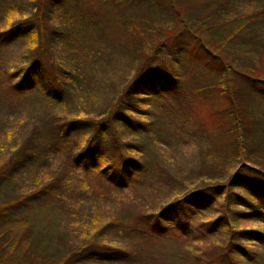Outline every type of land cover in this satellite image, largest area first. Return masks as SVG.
Returning <instances> with one entry per match:
<instances>
[{
    "label": "rangeland",
    "instance_id": "374dc122",
    "mask_svg": "<svg viewBox=\"0 0 264 264\" xmlns=\"http://www.w3.org/2000/svg\"><path fill=\"white\" fill-rule=\"evenodd\" d=\"M40 2L0 0V172L8 166L0 206L51 184L49 196L24 200L9 224L0 222L1 232L25 220L14 247L20 263L264 264V243L246 237L236 248L228 228L211 232L223 196L199 216L173 204L201 185L228 183L243 162L264 171V84L246 78L264 83V0H44L37 13ZM9 20L25 24L10 31ZM31 29L45 38L47 55L34 48ZM200 45L221 55L209 70ZM38 55L48 64L36 65ZM54 72L68 90L52 98ZM171 72L178 78L166 92ZM137 76L155 77L137 97L147 131L124 136L115 123L123 141L139 146L129 151L132 169L113 160L114 131L106 128L98 153L76 158L90 134L60 138L61 124L108 118ZM235 116L242 152L232 142ZM150 215L175 236L151 232ZM233 225L264 234L258 219ZM87 245L94 252L82 256Z\"/></svg>",
    "mask_w": 264,
    "mask_h": 264
},
{
    "label": "trees",
    "instance_id": "16d2710c",
    "mask_svg": "<svg viewBox=\"0 0 264 264\" xmlns=\"http://www.w3.org/2000/svg\"><path fill=\"white\" fill-rule=\"evenodd\" d=\"M44 0H41L40 2V9L38 10L37 13H40L42 9ZM43 12V10H42ZM39 17H42V15L37 14ZM10 24L9 28L10 31H14L16 29H19L23 23H17L15 21H8ZM25 24V23H24ZM247 27H243L242 30H246ZM8 31V32H10ZM30 35L33 36L32 43L34 45V48H37V52H44L47 55V52L45 51L46 43H45V38L40 37L39 33L36 30L30 31ZM185 45L184 42L182 43L181 50L179 53L181 56H184V53H187L184 49ZM198 49H200L201 52V59H204L206 61L202 62L203 67L209 68L211 67V62H215L216 60L221 59V55L219 53H214L212 50H210L206 46L200 45L198 46ZM43 56L38 55L35 59V63L37 65V61L39 64L41 62H46L44 59H42ZM150 62V60L146 61ZM219 62V61H218ZM47 63V62H46ZM48 64V63H47ZM43 66V63L40 65V67ZM146 65L143 66V68ZM221 62L217 63L214 67L215 74H218V71L220 68L224 67ZM49 68H51L49 66ZM52 70V68H51ZM53 75L50 78V84L52 85L54 90L53 97H60L64 96V94L67 92V88L65 85L67 84L66 81H61L60 80V75L57 72L52 73ZM171 78L169 81L166 82L164 80V87L161 90H164L166 92H169L170 90H173L175 88V84L177 82V75L173 72H171ZM50 77V75H49ZM246 77V76H245ZM247 79H250V81H258L261 84V81H259L255 77L248 76L246 77ZM70 82H76L74 77L69 78ZM150 82H149V81ZM155 80V77H139L137 76L134 81L132 82V85H129V88L124 90L122 93V97L118 102L116 103L115 107L116 110L112 113L111 116L108 118H103L99 120H94V119H87V118H74V119H67L65 120L59 129V137L60 138H68L69 135L71 134H76L79 137L88 135L89 139L85 142H83V147H81L80 152L77 153L76 158L80 159L83 156L85 157L88 153L91 154L93 157L98 153L99 147H100V135L102 134L103 129H108L109 133L114 135L111 138L112 139V147L114 150V161H117L118 165H122L124 168H126L127 171H130L132 168H129L128 161L130 159L135 160L130 154L129 151L133 149H137L139 146L138 145H133V144H127L125 141H123L122 137H120V134L118 133L119 128L122 130L123 135L124 132H128L129 136L130 135H138V134H143L145 131H147V123H144L141 121L139 118H150L148 117L147 113H144L145 110L142 109L141 102H145L143 99H138L137 97L142 96L145 91H142L143 88L146 85H151L153 81ZM148 81L149 83H147ZM249 82V80H248ZM156 87V86H155ZM226 89V88H225ZM229 89V88H227ZM258 87H254V90L258 91ZM157 93L161 92V90L157 89V87L154 89ZM253 90V92H254ZM229 93V94H228ZM227 97L232 99L231 93L228 92ZM263 93H261L262 96ZM142 112V113H140ZM144 116V117H143ZM236 120L240 121V118L237 119L235 116L232 121V129L231 132L233 134V146L236 148L238 151L242 152V150L245 148V144L243 146L244 141L240 143L239 141V136H242L241 131H239V125H237ZM115 123L121 124V126L115 130ZM252 126L249 127V130L251 132ZM75 136V137H78ZM125 136V135H124ZM128 136V135H127ZM244 140V139H243ZM243 146V147H242ZM248 148V145L246 146ZM102 150V148H100ZM25 155H28L29 158L31 157L30 150H25L24 151ZM75 158V159H76ZM77 159V164H80L81 162ZM138 165H135V169L139 168L137 167ZM8 168V166H6ZM7 168L3 167L1 172H0V180H2L4 177L1 175L7 170ZM77 169V168H75ZM244 173H251L255 174L256 177H263L264 178V171L259 169L258 171H255L251 165L247 162H243L240 167L237 169V172H234V175L230 178L228 183H218L216 185H201L199 187L194 188L192 191L189 193H181L178 196H175V201H173V204H177L179 206H184V207H191L194 210L195 215L199 216L200 213L203 212L206 208H210L215 206L217 202H219L220 197L223 196V201H221V206L219 209L221 210L220 216L215 218L213 221H210L208 226L214 227V229L211 232H216L218 230H222L225 228H228V231L232 232V238L237 239L234 243V247L236 248H242V243L243 238H248L253 241L259 240L260 243H264V234H260L258 231L252 232L247 230V231H242L239 229H235L233 223L236 221H239V219H258L261 220L264 223V191H262V194L259 193L260 190H264V184L262 185H254L251 181H247L244 176H242V172ZM255 172V173H254ZM95 178V177H93ZM103 178V177H102ZM58 179V178H57ZM55 180L57 182L58 180ZM92 179L91 181H93ZM123 179H121V182L118 184L119 187H123ZM125 182V181H124ZM51 184H49L50 186ZM49 186H43L42 188L37 189L33 193H29V195H24L17 201H12V202H7L3 203L0 206V222L2 223H7L9 224V221H12L13 217L17 216L19 213L18 208L19 204H21L24 200H27V204L30 203L31 201L38 200L42 197L49 196L51 192V188ZM54 189V186L52 187ZM237 208H243L242 210H238ZM163 215L168 216L167 210L163 209L161 210ZM12 213H15L12 215ZM162 215V217H164ZM6 216V219H5ZM170 216V214H169ZM25 220L20 219L19 220V225L20 228L15 226L14 224L12 225H7V229L3 230L0 232V264H21L18 257L16 256L17 253H15L14 247L16 246V239H17V233L21 231L23 226H25L26 223H24ZM2 223H0V226H3ZM147 224L149 225V228L151 232H153L156 236L158 235H173L175 236V232H170V230L164 229L162 226L161 220L159 219V216H149L147 218ZM6 240L2 242L3 239ZM9 237V238H7ZM185 238L186 235L181 232V237L180 238ZM20 241H18L19 243ZM91 245H87L86 248H84L82 251L80 250V254L82 256L88 255L91 252H94V249L91 248ZM230 250V249H229ZM228 250V251H229ZM226 251V250H225ZM68 263V259L63 260L62 264ZM43 264H51V263H43Z\"/></svg>",
    "mask_w": 264,
    "mask_h": 264
}]
</instances>
